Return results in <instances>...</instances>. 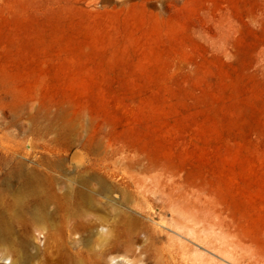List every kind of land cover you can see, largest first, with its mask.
Here are the masks:
<instances>
[{"label": "rangeland", "instance_id": "rangeland-1", "mask_svg": "<svg viewBox=\"0 0 264 264\" xmlns=\"http://www.w3.org/2000/svg\"><path fill=\"white\" fill-rule=\"evenodd\" d=\"M135 158L239 247L165 227L121 264H264V0H0V264L59 245L27 224L35 186L122 181Z\"/></svg>", "mask_w": 264, "mask_h": 264}, {"label": "bare ground", "instance_id": "bare-ground-1", "mask_svg": "<svg viewBox=\"0 0 264 264\" xmlns=\"http://www.w3.org/2000/svg\"><path fill=\"white\" fill-rule=\"evenodd\" d=\"M132 164L137 171L123 170L122 181L108 182L100 173L86 167L76 171L75 185L35 186L23 206L27 224L40 235L49 227L57 229L59 245L56 244L55 250H42L30 244L20 260L11 264H83L91 256L109 264H121L118 259L127 261L131 249L143 246L145 249L150 243L165 239L162 229L165 227L190 241L202 239L224 254H237L239 246L225 241L221 234H216L213 240L205 237L206 231L218 224L190 211L184 188L158 181L151 175L153 168L143 164L141 158H135ZM140 173L150 174L149 179L139 177ZM47 192L54 198L49 199ZM14 206L8 205L12 213ZM168 210L177 216L172 214L165 221L162 215ZM156 219L161 221L157 223ZM97 222H110L115 229L96 235ZM6 231L3 208H0V238ZM141 234L143 239L139 238Z\"/></svg>", "mask_w": 264, "mask_h": 264}]
</instances>
